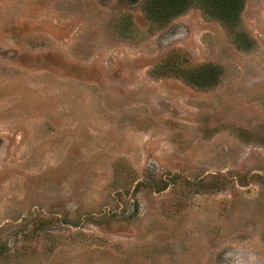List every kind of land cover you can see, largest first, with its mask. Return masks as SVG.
Here are the masks:
<instances>
[{
    "label": "rangeland",
    "instance_id": "obj_1",
    "mask_svg": "<svg viewBox=\"0 0 264 264\" xmlns=\"http://www.w3.org/2000/svg\"><path fill=\"white\" fill-rule=\"evenodd\" d=\"M146 1L0 0V264H264V0Z\"/></svg>",
    "mask_w": 264,
    "mask_h": 264
},
{
    "label": "trees",
    "instance_id": "obj_2",
    "mask_svg": "<svg viewBox=\"0 0 264 264\" xmlns=\"http://www.w3.org/2000/svg\"><path fill=\"white\" fill-rule=\"evenodd\" d=\"M243 1L244 0H147L144 11L146 16L151 20L168 22L173 17L188 10L191 6L198 4L203 11L208 13L212 18L217 19L222 25L233 30L237 23ZM236 42L239 43V37ZM242 46L246 49L243 44ZM239 47H241V44ZM212 75L213 77L217 76L215 69H210L208 74L202 75L200 79L204 83H207L205 81H208ZM196 85L198 86L200 84Z\"/></svg>",
    "mask_w": 264,
    "mask_h": 264
}]
</instances>
